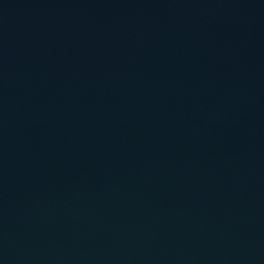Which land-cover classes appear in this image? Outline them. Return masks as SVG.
Returning <instances> with one entry per match:
<instances>
[{"label":"water","instance_id":"1","mask_svg":"<svg viewBox=\"0 0 264 264\" xmlns=\"http://www.w3.org/2000/svg\"><path fill=\"white\" fill-rule=\"evenodd\" d=\"M0 264H264V0H0Z\"/></svg>","mask_w":264,"mask_h":264}]
</instances>
